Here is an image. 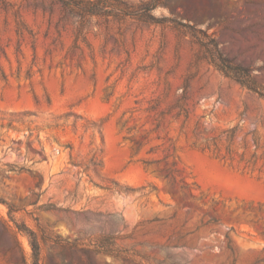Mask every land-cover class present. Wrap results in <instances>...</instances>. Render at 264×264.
Here are the masks:
<instances>
[{
	"label": "rangeland",
	"instance_id": "rangeland-1",
	"mask_svg": "<svg viewBox=\"0 0 264 264\" xmlns=\"http://www.w3.org/2000/svg\"><path fill=\"white\" fill-rule=\"evenodd\" d=\"M154 13L207 29L264 85V0ZM0 198L34 229L127 251L48 241L44 264H264V98L171 24L0 0ZM0 237V264L29 263L26 237Z\"/></svg>",
	"mask_w": 264,
	"mask_h": 264
},
{
	"label": "trees",
	"instance_id": "trees-1",
	"mask_svg": "<svg viewBox=\"0 0 264 264\" xmlns=\"http://www.w3.org/2000/svg\"><path fill=\"white\" fill-rule=\"evenodd\" d=\"M62 2L66 8L79 14L118 19L133 18L144 23L161 25L171 24L179 28L185 35L192 37L200 45L208 62L217 70L264 98V85L253 77V68L238 63L226 55L214 34L209 33L207 29L191 24L188 20L180 21L170 16H157L154 11L159 5L165 4V0H62ZM0 202L5 203L8 207V218L0 216V226L11 233L13 237L22 235L28 240L30 246L28 264H44L42 242L48 241L74 252L105 253L115 257H127V251L117 247L112 236H101L89 244L83 243L79 239L69 241L47 229L38 218H35L37 229L32 228L24 220L15 216L17 209L13 205L6 203L1 198ZM90 264H94L93 261Z\"/></svg>",
	"mask_w": 264,
	"mask_h": 264
}]
</instances>
